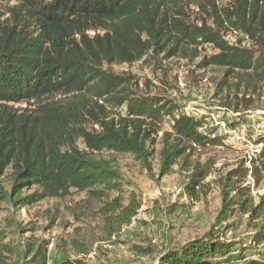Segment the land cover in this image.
<instances>
[{
    "label": "trees",
    "instance_id": "1",
    "mask_svg": "<svg viewBox=\"0 0 264 264\" xmlns=\"http://www.w3.org/2000/svg\"><path fill=\"white\" fill-rule=\"evenodd\" d=\"M220 2L0 0L16 3L0 22V207L28 209L73 191L101 189L95 193L101 198L118 194L104 215L130 225L142 203L136 194L125 197V178L109 153L132 155L149 174L158 154L157 180L185 175L183 203L168 209L170 218L201 201L211 170L188 162L199 150L225 146L228 135L217 134L214 125L206 132V115L184 114L170 99L139 93L133 77L110 67L149 58L163 69L165 60L201 59L200 70L223 69L238 90L263 96L264 0ZM208 47L214 52L203 56ZM240 100L251 108L253 99ZM255 144L263 148L252 166L244 159L219 181L221 208L212 228L156 252L157 264H264V195H253L264 180V135ZM241 226L245 234L237 237ZM5 239L0 231V264H49V242L27 239L21 256L11 259L16 250Z\"/></svg>",
    "mask_w": 264,
    "mask_h": 264
},
{
    "label": "rangeland",
    "instance_id": "2",
    "mask_svg": "<svg viewBox=\"0 0 264 264\" xmlns=\"http://www.w3.org/2000/svg\"><path fill=\"white\" fill-rule=\"evenodd\" d=\"M230 0H221L225 4ZM16 3H0V13L4 15L0 22L8 18L9 10ZM198 9H189L194 18ZM227 39L234 42L236 35L229 33ZM214 51L211 47L203 56ZM201 59L188 62L183 59H171L163 62L159 69L152 59H144L131 65L110 67L117 75L131 76L138 84L139 93L160 95L172 100L180 112L194 117L206 115L216 117L217 134L228 135L225 146L199 150L189 160L192 166L200 165L211 170L204 181L207 192L192 209L179 210L177 218L169 217L168 209L178 202L183 203L185 175L175 173L160 180L158 178L159 156L154 157V172L149 174L129 154L109 153L114 158L125 178L124 193L136 194L142 203L141 209L130 225L117 222L114 216L104 215L102 209L106 203L118 196L111 193L110 199L101 198L94 192H77L65 199H47L28 209H15L2 204L0 207V231L6 239L3 244L16 250L9 254L17 259L22 254L27 239L49 242V264H66L64 261H83L85 264H157V254L164 247L182 245L189 240L207 233L215 222L221 208L219 181L229 171L248 159L247 151L255 144L260 135H264V94L252 96L245 90H238L236 81L224 77V70L214 67L200 70L197 65ZM225 82H222L224 81ZM242 98L253 99L247 110ZM231 107L226 108L224 104ZM239 104L240 112H236ZM29 105L17 107L26 108ZM116 117H119L116 113ZM235 125L237 136L232 138L230 130ZM167 128V125H165ZM215 129L209 127L206 132ZM160 145L156 147L159 151ZM257 159V158H253ZM249 161V159H248ZM252 165H247L250 168ZM9 187L8 178L5 180ZM253 184V179H249ZM254 185V184H253ZM33 190L23 191V196ZM253 195H264V180ZM125 205L128 204L126 198ZM27 227V233L21 228ZM34 229L33 232H30ZM239 237L245 234L241 226L236 232ZM153 249L154 253L142 255L136 249Z\"/></svg>",
    "mask_w": 264,
    "mask_h": 264
},
{
    "label": "built area",
    "instance_id": "3",
    "mask_svg": "<svg viewBox=\"0 0 264 264\" xmlns=\"http://www.w3.org/2000/svg\"><path fill=\"white\" fill-rule=\"evenodd\" d=\"M209 126H217L216 124H218V121H217V118L216 117H213L211 116V118H209ZM231 134H233L232 138L236 137L237 136V129L233 128L232 130H230ZM262 148H263V145L262 144H252L249 149L247 151V154H248V159L249 161L247 162V165H251V161L253 160V158H258L261 154V151H262Z\"/></svg>",
    "mask_w": 264,
    "mask_h": 264
}]
</instances>
